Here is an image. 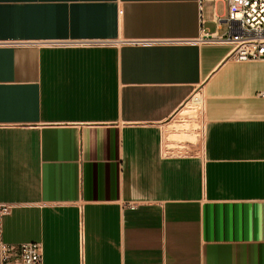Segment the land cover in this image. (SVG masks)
<instances>
[{"label":"crops","instance_id":"1","mask_svg":"<svg viewBox=\"0 0 264 264\" xmlns=\"http://www.w3.org/2000/svg\"><path fill=\"white\" fill-rule=\"evenodd\" d=\"M227 10L0 0V242H42L43 264H264V60L229 58Z\"/></svg>","mask_w":264,"mask_h":264},{"label":"built area","instance_id":"2","mask_svg":"<svg viewBox=\"0 0 264 264\" xmlns=\"http://www.w3.org/2000/svg\"><path fill=\"white\" fill-rule=\"evenodd\" d=\"M226 3L224 21L228 31L219 40L232 45L229 58L239 62L264 60V0H226ZM11 209L12 204L0 203V219ZM0 264H43V244L0 242Z\"/></svg>","mask_w":264,"mask_h":264},{"label":"bare ground","instance_id":"3","mask_svg":"<svg viewBox=\"0 0 264 264\" xmlns=\"http://www.w3.org/2000/svg\"><path fill=\"white\" fill-rule=\"evenodd\" d=\"M192 102H194L196 105H200L203 102V97L200 94V92L194 93L192 96ZM199 107V106H198Z\"/></svg>","mask_w":264,"mask_h":264},{"label":"rangeland","instance_id":"4","mask_svg":"<svg viewBox=\"0 0 264 264\" xmlns=\"http://www.w3.org/2000/svg\"><path fill=\"white\" fill-rule=\"evenodd\" d=\"M196 92H200V90L198 89ZM191 104H193V105H195V106H201L202 104H200V105H196L194 102H192V98H191Z\"/></svg>","mask_w":264,"mask_h":264}]
</instances>
